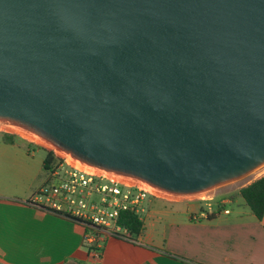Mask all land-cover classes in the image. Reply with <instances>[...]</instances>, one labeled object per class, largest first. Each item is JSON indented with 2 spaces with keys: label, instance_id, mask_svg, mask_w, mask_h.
I'll return each mask as SVG.
<instances>
[{
  "label": "water",
  "instance_id": "95a60500",
  "mask_svg": "<svg viewBox=\"0 0 264 264\" xmlns=\"http://www.w3.org/2000/svg\"><path fill=\"white\" fill-rule=\"evenodd\" d=\"M0 123L168 195L239 181L264 167V0H0Z\"/></svg>",
  "mask_w": 264,
  "mask_h": 264
},
{
  "label": "crops",
  "instance_id": "0c3cea01",
  "mask_svg": "<svg viewBox=\"0 0 264 264\" xmlns=\"http://www.w3.org/2000/svg\"><path fill=\"white\" fill-rule=\"evenodd\" d=\"M7 147L14 153L3 149L0 156L15 167L17 185L0 188V264H264V218L257 219L240 196L226 195L209 203L219 208L212 218L207 204L144 202L137 240L105 238L101 259L93 260L83 226L26 203L50 181L43 157L1 137L0 148Z\"/></svg>",
  "mask_w": 264,
  "mask_h": 264
},
{
  "label": "built area",
  "instance_id": "2783aa9c",
  "mask_svg": "<svg viewBox=\"0 0 264 264\" xmlns=\"http://www.w3.org/2000/svg\"><path fill=\"white\" fill-rule=\"evenodd\" d=\"M0 132L20 136L30 144L38 145L24 137L32 134L14 126L0 123ZM47 147L57 161L48 171L50 181L42 185L26 203L83 226L84 243L93 260L101 259L105 238L133 241L130 232L118 223L121 212L139 214L148 197L169 203L193 200L192 196L168 195L136 180L83 165L51 146ZM196 199L206 202L209 213L213 211L205 197Z\"/></svg>",
  "mask_w": 264,
  "mask_h": 264
},
{
  "label": "rangeland",
  "instance_id": "374dc122",
  "mask_svg": "<svg viewBox=\"0 0 264 264\" xmlns=\"http://www.w3.org/2000/svg\"><path fill=\"white\" fill-rule=\"evenodd\" d=\"M4 135H5L4 133L0 132V139ZM24 137L27 138V139H30V138H28L26 136H24ZM15 140L17 141V143L19 145H21V146L22 145H26L29 148H31L32 152H34V151L37 152L36 157H43L44 160L47 157V153L52 151L47 146H44V144H42V143L39 144V142H36L38 145L30 144L27 140L22 139L20 136H15ZM3 149L7 153H10V154L14 153V151H15L14 148H8L7 147L6 149L5 148H0V152ZM1 158L2 157L0 156V188L15 189V185H17V184L14 185V179L12 177H13V173L15 172L16 169L11 163H7V162H5L4 159H1ZM56 162L57 161L55 159L54 163H56ZM263 176H264V167H262L258 171L254 172L253 174H251V175H249V176H247V177H245V178H243V179H241L239 181L230 183V184H228V185H226V186H224L222 188L215 189V190H213L212 192H210L208 194H204L203 197H205V199L207 198L208 202L213 203V204L216 203L217 202V198L219 196H222V195H226V196L232 197V198H235V197L237 198L238 197V191L241 188L251 184L252 182H254L255 180H257V179H259V178H261ZM223 192H226V193H223ZM192 197H193V200L192 201H187V202L195 204V205H198L201 208H206L207 205H206L205 201L196 199V197H200V196H192ZM210 199H211V201H210ZM152 200H153V198L148 197V198L145 199V203H148L149 201H152ZM158 200L164 201L162 199H158ZM239 200L242 203H244L242 198H239ZM166 203H167V201H166ZM169 204H171V203H169ZM244 205H245V203H244ZM245 207H247V206L245 205Z\"/></svg>",
  "mask_w": 264,
  "mask_h": 264
},
{
  "label": "trees",
  "instance_id": "16d2710c",
  "mask_svg": "<svg viewBox=\"0 0 264 264\" xmlns=\"http://www.w3.org/2000/svg\"><path fill=\"white\" fill-rule=\"evenodd\" d=\"M2 141L7 145H12L16 140L15 136L5 134L2 137ZM54 161V153L52 151L48 152L44 161L46 170L49 171L52 168ZM238 196L243 199L245 205L257 219L262 220L264 218V176L241 188L238 191ZM216 212H219V208ZM216 212L212 211L208 213L207 218L214 217L215 214H217ZM118 223L130 232L133 240H137L144 228V223L140 214L130 211L121 212L119 214Z\"/></svg>",
  "mask_w": 264,
  "mask_h": 264
},
{
  "label": "bare ground",
  "instance_id": "6f19581e",
  "mask_svg": "<svg viewBox=\"0 0 264 264\" xmlns=\"http://www.w3.org/2000/svg\"><path fill=\"white\" fill-rule=\"evenodd\" d=\"M19 133H21V134H23V135H26L25 133H23V132H19ZM27 137L28 138H30V139H32V140H34L35 142H39V144H44V145H47V146H50L48 143H46L45 141H43L42 139H40L39 137H37V136H32V135H27ZM204 195V194H203ZM203 195H200L201 197H203ZM207 199V198H206Z\"/></svg>",
  "mask_w": 264,
  "mask_h": 264
}]
</instances>
